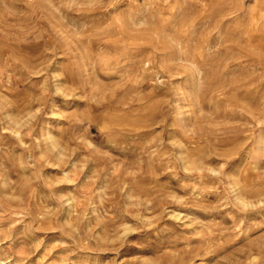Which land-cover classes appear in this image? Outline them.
Returning a JSON list of instances; mask_svg holds the SVG:
<instances>
[{
  "label": "rangeland",
  "instance_id": "1",
  "mask_svg": "<svg viewBox=\"0 0 264 264\" xmlns=\"http://www.w3.org/2000/svg\"><path fill=\"white\" fill-rule=\"evenodd\" d=\"M0 264H264V0H0Z\"/></svg>",
  "mask_w": 264,
  "mask_h": 264
}]
</instances>
